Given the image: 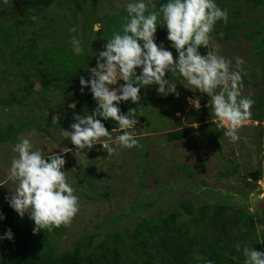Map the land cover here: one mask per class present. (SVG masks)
<instances>
[{
  "label": "rangeland",
  "instance_id": "obj_1",
  "mask_svg": "<svg viewBox=\"0 0 264 264\" xmlns=\"http://www.w3.org/2000/svg\"><path fill=\"white\" fill-rule=\"evenodd\" d=\"M25 1L9 0L5 5L0 0V127L13 129L15 137V141L8 139L0 143V213L5 216L11 208L8 204V209H4L5 197L16 187L8 180V169L17 155L13 147L24 137L44 154L50 149L64 153L66 164L62 170L79 197V212L55 236L56 251L73 249L83 235H93V245L87 248L91 250L106 235L118 232L124 239L123 264H131L132 259L138 258L140 248L129 235L142 217L154 218L176 211L180 219L188 221L190 232L196 231L199 236L204 232L203 226L195 228L191 216L180 204L187 202L197 208L205 202L224 199L241 211L210 223L206 228L209 236L221 235L264 251V118L261 125L254 120L256 113L264 111V51L257 49L264 35V3L217 0V5L227 10L228 22L216 23L209 47L214 46L218 54L230 58L233 67L237 57L243 58L244 63L238 69L244 78L242 94L250 95L255 101L250 121L238 131V141L232 142L223 135V130L216 128L207 94L185 88L190 86L180 76L179 81H170L177 84L179 96L160 95L156 91L158 86H149L141 92V96L152 92L162 99L171 97L175 109L177 103H182L180 108L184 110L174 111L178 119L161 115V109L170 105L169 102L162 105L157 100L147 106L140 105L138 124L126 131L133 133L142 147H117L115 137L122 130H114L110 132L111 146L116 150L110 155L102 145L109 142L107 138H102L91 150L76 152L70 139L61 135L62 129L71 130L74 113L86 115L78 102H74L78 100L74 99L75 90L63 87L69 86L75 77L78 80L80 76L90 75L89 69L96 66L97 51L111 38L113 30H120L122 17L127 15L125 6L132 0H80L79 6L77 2H54L30 16L29 10H23ZM158 1L146 0L156 5ZM25 16L27 24H20ZM95 25L100 26L99 31L94 30ZM73 27L75 32L71 31ZM250 31L254 33L246 35ZM72 37L82 42L83 52L79 55L73 51ZM156 38L174 57L178 55L167 40L166 27L158 26ZM11 56H15V61L8 69ZM55 77L60 78L56 85ZM26 83L32 86V92L27 95ZM201 98L211 116L201 124L192 125L194 131L185 138L168 141L166 133L174 127L181 128L185 110L195 108L193 102ZM148 111L152 126L146 128L141 125V114ZM160 123L162 127L156 128ZM135 199L149 205L136 209ZM249 216H253V227L245 226ZM22 219L30 226L32 220L27 214ZM44 233L41 229L35 235L40 238ZM153 240L159 245L156 237ZM149 249L155 255L156 249ZM6 256L7 250L0 246V261ZM154 261L158 263V257Z\"/></svg>",
  "mask_w": 264,
  "mask_h": 264
},
{
  "label": "clouds",
  "instance_id": "obj_2",
  "mask_svg": "<svg viewBox=\"0 0 264 264\" xmlns=\"http://www.w3.org/2000/svg\"><path fill=\"white\" fill-rule=\"evenodd\" d=\"M3 3L8 5L9 0ZM125 11L127 15L122 17L120 30H113L111 38L97 51L96 66L89 69V77L79 78L80 92L88 88L97 102L93 114L74 113L71 130L62 129L61 135L70 139L76 152L91 150L102 138H107L109 142L102 145L111 155L116 149L111 146L110 131L98 118L102 117L116 121L122 130L115 137L117 147H142L134 134L126 131L138 124L136 108L122 112L119 105L128 101L139 103L141 89L154 85H158L156 91L160 95L179 96L177 84L166 78V73H170L172 77L181 76L190 86L185 88L207 94L216 128L223 130V135L232 142L238 141V131L250 121L255 103L250 95L242 94V70L238 69L244 60L237 57L233 67L230 58L218 54L214 46L209 47L216 23L228 22L227 10L221 9L215 0H167L158 8L146 0H132L126 4ZM158 26L166 27L167 40L177 56L163 42H156ZM94 30L99 31L100 26L95 25ZM71 31L75 32L76 28ZM71 42L73 51L81 54L82 42L76 37ZM201 47L208 49L206 54L200 52ZM193 103L199 109V101ZM71 107L75 109L76 105ZM13 151L17 155L11 160L8 180L16 187L5 197L10 207L21 218L27 214L34 221V234L41 229L50 232L62 225L69 226L79 212V197L62 170L66 164L64 153L50 149L44 154L24 137L19 138ZM4 218L0 213V220ZM5 238L13 240L11 228L0 236V240ZM235 248L240 252L241 244L236 243ZM242 254L244 264H264V251L244 246ZM205 264L213 262L209 260Z\"/></svg>",
  "mask_w": 264,
  "mask_h": 264
},
{
  "label": "trees",
  "instance_id": "obj_3",
  "mask_svg": "<svg viewBox=\"0 0 264 264\" xmlns=\"http://www.w3.org/2000/svg\"><path fill=\"white\" fill-rule=\"evenodd\" d=\"M61 1L67 3L77 2L78 6L81 5L80 0H27L23 4V10H29L30 12L28 15L30 16L37 13L36 11H40L43 8L50 6L54 2L61 3ZM252 1L255 4L264 3V0ZM166 2L167 0H159L157 8L160 4ZM215 2L218 3L217 0H215ZM20 24H27L26 16L20 20ZM2 28L4 29L5 26ZM252 33L254 32L250 31L247 32L246 35H251ZM262 37L261 41L257 44V49L259 51H264V35ZM27 40L30 41V37H27ZM18 50H22V48H19ZM207 51L208 49H205L204 47L200 48L202 54H206ZM14 58L15 56L9 57L7 68L15 61ZM139 71L140 70L137 69L138 74ZM84 77L88 78L89 75H84ZM166 78H169L170 81H179L180 76L177 75L172 77L170 73H166ZM242 80H244V78H242ZM58 81H60V78L55 77L53 82L56 85ZM121 83L124 82L122 81ZM68 85L69 86L63 88L75 90L76 95L74 99L79 100L78 107H82L85 110L86 115H92L97 106V102L93 99L90 90L86 88L83 92L86 94L82 96L83 93L80 92L81 85L79 79L76 80V77L75 80ZM46 87L47 86L43 87L42 90L46 89ZM143 90L144 89H141V92ZM24 91L26 95L30 94L32 92L31 84L26 83ZM141 97V101L137 104H134L131 101L122 102L119 105L121 111L127 112L129 108H136L137 111V108H139L140 105L147 106L149 102L157 100L161 101L162 105L167 102L170 103V105H168L172 108V111L168 112L170 107L167 108L168 105H166L161 109V115L166 114L171 116L174 120L178 119L174 115V111L176 109L184 110L183 107L180 108L183 105L180 102L177 103V108L175 109L173 105L174 100L171 97L162 99L159 95L152 92L146 93ZM141 117V125L146 128L152 126V123L148 119V117H150L149 111L146 114H141ZM98 118L102 120L110 132L120 130L116 121L104 120L102 117ZM263 118L264 111L256 113L254 120L261 122ZM179 122L180 121L178 120V123ZM258 125H260V123ZM161 127L162 124L160 123L156 128ZM12 130L13 129L9 127H0V143L8 139L15 141ZM192 131H194L193 126H183L181 128L174 127L166 133V138L168 141L180 140L188 136ZM250 183L246 184L250 185ZM8 204L9 203L7 202L6 205H4V209L8 207ZM146 204L147 206L149 205V203H142L141 199H135L134 206L136 207L134 208L137 209L139 206ZM180 205L185 208L187 214L191 216L190 220L195 223V228L203 226V234L197 236L196 231L191 233V227L188 221L180 219L181 215L176 211H170L165 215H158L154 218L147 219L146 217H142L133 227L131 234L129 235L130 238L136 241V246H139L140 248L137 252V257L140 259H132L130 261L131 264H159V262L160 264H205V262L209 260L212 261L213 264H244L245 257L242 254L244 245L241 244V251L237 252L235 245L238 241L235 239H224L221 235L212 238L209 236V232L206 229L210 223H214L216 220H219L226 215L240 212L241 209L239 207L232 205L227 199L205 202L197 208L190 206L187 202H183ZM4 217V219L0 220V236H3V234L11 228L14 238L13 240H8L6 238L0 240V246L7 250V256L0 261V264H123L122 242H124V239L122 238V234L118 232L112 235H106L103 239L97 242L95 247L91 250H87V248L93 245V235H83L75 242L73 249L56 251L53 241L55 236L62 232L61 227L53 228L50 232L45 230V233L39 238L32 231L34 227V225L31 226V224L34 223L33 220L29 224L30 226H28L29 222H27L26 226V221L23 220L12 208H10ZM248 221L249 223L245 224V226L247 227L248 225L253 227V216H249ZM154 237H156L159 245L154 242ZM200 241H203V245L201 246L199 245ZM149 247L156 249L155 255L151 254ZM195 248V254H193V249ZM199 254H205L206 256L204 258L196 259ZM233 256L236 258L232 259ZM157 257L158 263H155L154 260Z\"/></svg>",
  "mask_w": 264,
  "mask_h": 264
},
{
  "label": "water",
  "instance_id": "obj_4",
  "mask_svg": "<svg viewBox=\"0 0 264 264\" xmlns=\"http://www.w3.org/2000/svg\"><path fill=\"white\" fill-rule=\"evenodd\" d=\"M85 94L86 93H83L82 96H84ZM74 102L77 103L78 100H74ZM210 116V112L206 110V102L204 98H201L199 109L188 107L182 115L181 121L183 126H192L194 124L196 125L203 123L206 118H209Z\"/></svg>",
  "mask_w": 264,
  "mask_h": 264
},
{
  "label": "flooded vegetation",
  "instance_id": "obj_5",
  "mask_svg": "<svg viewBox=\"0 0 264 264\" xmlns=\"http://www.w3.org/2000/svg\"><path fill=\"white\" fill-rule=\"evenodd\" d=\"M200 100H201V99H200ZM200 100H199V101H200ZM258 176H259V174H258ZM254 179H255V177H254V178H252V179H250V180H251V181H253Z\"/></svg>",
  "mask_w": 264,
  "mask_h": 264
},
{
  "label": "built area",
  "instance_id": "obj_6",
  "mask_svg": "<svg viewBox=\"0 0 264 264\" xmlns=\"http://www.w3.org/2000/svg\"><path fill=\"white\" fill-rule=\"evenodd\" d=\"M256 123H260V124H261V123H262V121H261V122H258V121H257Z\"/></svg>",
  "mask_w": 264,
  "mask_h": 264
}]
</instances>
